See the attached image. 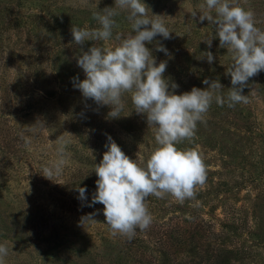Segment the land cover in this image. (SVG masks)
<instances>
[{"label": "rangeland", "instance_id": "obj_1", "mask_svg": "<svg viewBox=\"0 0 264 264\" xmlns=\"http://www.w3.org/2000/svg\"><path fill=\"white\" fill-rule=\"evenodd\" d=\"M149 15L165 16L171 39L146 44L157 64L167 61L165 78L179 87L206 89L205 78L231 88L232 63L219 38L209 48L201 40L215 36L207 20L194 19L204 0H142ZM250 8L264 30V0H234ZM115 0H0V244L8 248L4 264H264V71L249 78L248 104L228 107L213 101L192 142L203 155L207 179L194 200L149 196L154 220L128 241L112 236L103 205L92 201L98 179L94 165L110 136L132 160L146 162L156 147L154 129L134 111L131 94L124 109L110 118V107L85 99L74 87L85 74L77 58L93 42H73L71 27L96 28L92 13ZM127 13L115 17L116 33L130 31ZM113 41L97 42L107 47ZM156 42L167 50L156 51ZM211 51L209 64L205 52ZM42 121L33 134L29 126ZM30 137V150L20 133ZM72 134V135H71ZM66 146L67 163L53 181L42 173L57 159V140ZM86 188L79 199L78 188ZM96 222L81 223L88 213ZM182 244L172 246L178 226ZM167 235V237H165ZM177 237V238H176ZM164 238L168 244H164ZM170 244V246H169Z\"/></svg>", "mask_w": 264, "mask_h": 264}, {"label": "clouds", "instance_id": "obj_2", "mask_svg": "<svg viewBox=\"0 0 264 264\" xmlns=\"http://www.w3.org/2000/svg\"><path fill=\"white\" fill-rule=\"evenodd\" d=\"M149 11L142 0H115L113 7L92 13L99 27H71L76 45L93 42L77 58L85 78H75L74 87L86 100L109 106L110 118L121 116L122 97L130 93L134 111L146 118L148 128L154 129L156 147L146 162L130 159L109 136L105 145L107 151L94 165L98 177L96 192L87 206L102 204L111 235L125 237L128 241L136 236L137 230H146L153 223L147 204L149 196L158 199L171 196L180 203L195 199L197 188L207 179L203 155L196 147L181 149L177 145L185 140L193 141L197 125L205 122L213 101L220 106L226 103L230 108L248 104L249 96L243 94V90L248 87L249 78L264 71V30L256 26L254 12L234 0H204L191 15L200 22L207 20L215 28L214 37L201 41L211 48L212 40L218 37L219 46L231 55L227 74L232 87L225 95L219 79L205 78L206 89L193 87L191 91L176 94L179 86L164 77L167 61L157 64L152 50L146 47L154 43L157 36L171 39L172 32L165 16L149 15ZM121 12L127 13L131 31L126 36L121 33L114 36V29L118 27L115 17ZM113 40L107 47L97 46V42ZM156 51L168 55V50L159 42H156ZM204 57L209 64L213 63L211 51L201 58ZM43 128L44 123L37 121L29 126V131L35 134ZM20 139L30 150V137L21 132ZM69 143L63 137L57 140V159L41 171L46 178L53 181V177L62 175ZM78 192V198L85 200L86 188H78ZM96 214H86L81 223L96 222ZM7 255L8 248L0 244V264H4Z\"/></svg>", "mask_w": 264, "mask_h": 264}, {"label": "trees", "instance_id": "obj_3", "mask_svg": "<svg viewBox=\"0 0 264 264\" xmlns=\"http://www.w3.org/2000/svg\"><path fill=\"white\" fill-rule=\"evenodd\" d=\"M178 229H180V230L177 231V234H178L177 237L179 239L171 241V245L172 246H176V247H178V246H180L182 244V240L181 239L183 238V235H184V231H183V228H182L181 225L178 226ZM165 237H167V235ZM164 244H166V245L168 244V239L167 238L166 239L164 238ZM169 246H170V244H169Z\"/></svg>", "mask_w": 264, "mask_h": 264}]
</instances>
